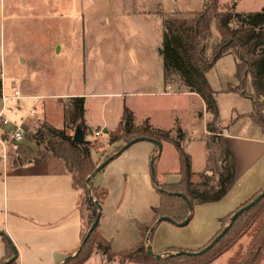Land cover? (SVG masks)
I'll return each mask as SVG.
<instances>
[{"label":"rangeland","instance_id":"1","mask_svg":"<svg viewBox=\"0 0 264 264\" xmlns=\"http://www.w3.org/2000/svg\"><path fill=\"white\" fill-rule=\"evenodd\" d=\"M219 3L222 12L232 4L235 7L230 10L238 13H254L264 8V0H219ZM202 5L203 0H0V80L5 87V95H12L17 88L23 96L39 97L35 105L28 103L23 106L22 113L33 109L34 114L24 122L25 143L8 146L7 167L25 164L31 159L37 162L44 155L47 156L49 152L45 151V144L37 146L31 137L43 123L63 128V107L70 100L64 94L78 91L84 74L97 77L107 71L116 73L120 59L141 45L142 37L136 31L138 20L129 18L126 15L128 11L155 12L164 20L175 16L192 17L190 12L200 10ZM176 12L180 14L176 15ZM149 18L150 22L157 23V18ZM213 33L216 41L215 30ZM235 70L234 58L227 54L207 72L219 111L218 122L225 126L232 123L236 114H242L247 107L252 108L250 101L240 94L222 91L227 83L231 87L238 85V90L241 88L242 83L235 79ZM172 85L177 91L184 89L179 82ZM7 115L11 114L7 112ZM219 128L222 126L219 125ZM105 142H90V152L94 155L91 160L96 166L113 150L114 146L109 145L108 140ZM126 157L127 154L122 155L118 162L110 164L104 171L110 173L116 166H122L121 162ZM111 173L114 174L109 175L108 197L97 231L117 253L130 250L141 241L138 224L151 220L150 206L156 204L158 195L152 186L142 185L138 181L129 182L124 172ZM81 200L80 208L82 206L87 225L94 220L96 209L88 199V192L82 191ZM5 204L6 193L0 180L2 230H5L3 219L7 217ZM225 209L224 206L195 205L186 226L177 227L161 222L151 238L153 253L159 254L169 246L184 251L199 250L216 230L223 229L229 222L227 218L222 225L219 223L229 214H224ZM249 240L248 235L244 236L211 264H229L237 257L239 260L244 256ZM144 245L146 247L147 243L144 242ZM42 250L28 249L24 264H38L36 258H42ZM3 252L4 249H0V256ZM45 256L49 260L48 254ZM83 264L139 263H120L118 257L108 261L99 249H93ZM258 264H264V258Z\"/></svg>","mask_w":264,"mask_h":264},{"label":"crops","instance_id":"2","mask_svg":"<svg viewBox=\"0 0 264 264\" xmlns=\"http://www.w3.org/2000/svg\"><path fill=\"white\" fill-rule=\"evenodd\" d=\"M126 15L138 20L136 31L142 37L141 45L120 59L116 73L107 71L97 77L84 74L81 88L64 96L85 99L84 119L89 129L86 141H100L99 137L93 135L95 130H101L107 141L108 133L117 129L126 106L132 111L137 126L148 120L151 126L169 131L172 137L177 130H181L186 136L182 146L191 158V171L194 175L201 173L205 170L207 157L206 125L212 116L196 93L185 89L177 91L173 85L164 83L160 54L163 34L161 16L145 10L128 11ZM149 17L157 18V23L150 22L147 19ZM205 76L210 85L207 73ZM227 85L222 91L226 92ZM167 86L171 87L170 90H167ZM2 87L5 92L4 85ZM21 96L23 98L19 101L10 100L7 104L8 113L11 114L7 116L14 122H25L30 117V110L22 113L23 106L28 103L35 105V100L39 98ZM251 110L247 107L243 113ZM218 125L222 126L223 135L235 157V183L220 201L205 205L224 206V214H228L264 189V133L248 117L229 122L228 126L219 122ZM124 154L127 157L121 162L122 166H116L110 173L104 171ZM154 154L152 143H135L94 176V186L106 192L100 204L101 216L108 197L109 175L114 174L111 172H124L129 182L138 181L154 189L150 177V160ZM90 155L92 159L94 155L91 152ZM0 161V180L6 193L7 208V217L3 219L5 230L0 226V231L7 235L17 249L16 264H24L28 249H43L40 252L44 253L42 258H36L38 264H61L78 249L85 229L80 209L82 191L73 185L71 175L60 159L43 162L31 159L12 167ZM154 170L158 184L172 185L180 181L178 154L171 143L162 142ZM158 202L159 196L156 204L150 206L151 218ZM1 240L0 249H4V252L0 258L6 249L5 241L3 238ZM46 254L49 260H46Z\"/></svg>","mask_w":264,"mask_h":264},{"label":"trees","instance_id":"3","mask_svg":"<svg viewBox=\"0 0 264 264\" xmlns=\"http://www.w3.org/2000/svg\"><path fill=\"white\" fill-rule=\"evenodd\" d=\"M234 7L235 4H232L222 12L219 0H203L200 10L190 12L192 17L175 16L163 20L161 57L164 83L172 85L173 82H179L180 86L188 92L196 93L203 100L206 111L212 116L206 125L208 134L205 139L207 150L205 170L195 175L192 173L191 158L182 146L186 136L181 130H177L175 136L172 137L169 131L151 126L148 120L137 126L134 124L132 111L124 106L117 129L108 133V144L114 147L104 160L118 152L128 142L139 137H146L160 144L169 142L175 147L178 154L180 181L172 185L153 184L159 196V202L153 208L151 220L138 224L141 241L134 248L113 252L110 243L97 231L98 224L79 253L73 257H69L72 254L68 255L69 258L62 264H83L90 257L93 249H99L108 261L118 257L120 263L211 264L246 235L250 237V240L244 256L239 260H237L238 257L231 260L229 264H258L264 258V197L238 216L225 235L202 255H177L175 253L184 250L169 246L159 253L163 257L156 259L147 254L144 245L145 237L157 219L169 217L174 222L180 223L189 215H191L190 220L192 218V212H189L186 201L182 197L167 193L184 195L194 207L220 201L235 183V157L226 137L219 128V111L214 92L205 76L222 56L227 54L233 56L236 68L235 79L242 83L239 90L238 85L236 87L228 85L226 92L240 94L252 104L251 112L236 114L232 122L242 117H248L264 133V8L254 13H238L230 10ZM175 14L180 13L176 12ZM213 30L217 34L216 41L213 39ZM1 89L0 80V95ZM69 99V104L63 107V128L58 129L43 123L32 135L31 140L35 141L37 146L44 143L45 151L49 152L47 156L44 155L37 162L53 158L62 160L67 172L71 175L73 185L86 193L89 189L93 199L102 204L106 192L94 186V177L88 184L86 183V178L97 167L90 157L91 143L87 141L79 144L73 141V134L77 127H80L84 139L89 131L84 119L85 99L83 97ZM68 130L72 133L67 132ZM153 146L155 154L151 156V159L155 165L160 149L155 144ZM18 165L21 164L14 166ZM263 191L264 189H261L255 193L247 202L220 219L219 223L222 225L225 219L229 220L235 211L255 199ZM94 207L97 212L95 205ZM80 209L83 219H85L82 206ZM92 222L85 225L80 243ZM158 225L151 232L149 243H151L152 235ZM221 231L222 229H218L200 249L208 245ZM3 240L6 249L4 256L0 259V264L6 262L13 255L10 244L4 238ZM8 264H16V260Z\"/></svg>","mask_w":264,"mask_h":264},{"label":"water","instance_id":"4","mask_svg":"<svg viewBox=\"0 0 264 264\" xmlns=\"http://www.w3.org/2000/svg\"><path fill=\"white\" fill-rule=\"evenodd\" d=\"M160 54H161V50H160ZM73 141L75 143H79V144H82V143H85L87 142L83 135H82V132H81V129L80 127H77L74 134H73ZM138 142H150L152 144H155L157 145V147L159 149H161V144L158 143L157 141L155 140H152V139H148L146 137H139L137 139H134L130 142H128L127 144L124 145V147H122L118 152L114 153L113 155H111L110 157H108L107 159H105L104 161H102L96 168L95 170L93 171V173L91 175H89L87 178H86V183L88 184L91 180L92 177H94L97 173H99L104 167H106L112 160H114L115 158H117L119 155H121L126 149H128L129 147H131L133 144L135 143H138ZM150 177H151V181L154 185H158L157 181H156V178H155V170H154V164H153V159L150 160ZM88 199L90 201H92V203L96 206L97 208V212H96V215H95V218L90 226V228L87 230L82 242L80 243L78 249L75 251L74 254H72L71 256L69 257H73L74 255H76L77 253H79V251L81 250L82 246L85 244V242L87 241V239L89 238L90 234L92 233V231L96 228V226L99 224V220H100V217H101V205L99 204V202L97 200H94L92 195H91V192L90 190L88 189ZM167 193V192H166ZM169 195H177L179 197H182L186 203H187V206H188V209H189V212L191 213L193 211V204L187 200V198L180 194V193H167ZM264 197V191L261 192L255 199H253L252 201H250L249 203H247L246 205L240 207L237 211L234 212V214L230 217L229 219V223L222 229V231L216 235L208 245H206L205 247H203L202 249L198 250V251H179L175 254L177 255H188V256H198V255H202L204 254L205 252L209 251L224 235L225 233L229 230L231 224L235 221V219L240 216L241 214H243L244 212H246L247 210H249L251 207H253L256 203H258L262 198ZM190 217L191 215H189L184 221L180 222V223H176L174 222L171 218L169 217H162V218H159L156 220L155 224L153 227H151L146 235V238H145V242L147 243V246H146V252L149 256H152L156 259H160L163 257L162 254H155L153 253L152 251V248H151V245L149 244V236L151 234V232H153L155 226L157 224H160L161 222H168V223H171L177 227H182V226H186L189 221H190ZM0 236L3 237L8 244H10V247H11V250H12V257L10 259H8L6 262L2 263V264H8V263H11L13 261H15L17 259V250L15 249L14 245L11 243L10 239L7 237V235H5V233L1 232L0 231ZM69 257L65 258L68 259ZM64 260V261H65ZM63 261V262H64ZM62 262V263H63ZM61 263V264H62Z\"/></svg>","mask_w":264,"mask_h":264},{"label":"built area","instance_id":"5","mask_svg":"<svg viewBox=\"0 0 264 264\" xmlns=\"http://www.w3.org/2000/svg\"><path fill=\"white\" fill-rule=\"evenodd\" d=\"M170 86H167V90H170ZM23 97L19 90L16 88L13 90L12 95H5L3 88L0 95V160L5 162L7 148L10 144L19 145L24 144L26 141V131L24 129V121L14 122L7 116L8 107L7 104L10 100L19 101ZM34 110L29 111V115L32 116ZM95 137H99L101 142L106 141V137L101 130H95L93 132Z\"/></svg>","mask_w":264,"mask_h":264}]
</instances>
